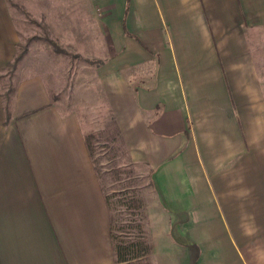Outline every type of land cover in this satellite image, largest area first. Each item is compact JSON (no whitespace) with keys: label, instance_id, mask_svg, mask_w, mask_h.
Instances as JSON below:
<instances>
[{"label":"crops","instance_id":"0c3cea01","mask_svg":"<svg viewBox=\"0 0 264 264\" xmlns=\"http://www.w3.org/2000/svg\"><path fill=\"white\" fill-rule=\"evenodd\" d=\"M89 6L114 135L150 171V264H264V0ZM18 37L0 0V264H118L88 132L9 65Z\"/></svg>","mask_w":264,"mask_h":264},{"label":"rangeland","instance_id":"374dc122","mask_svg":"<svg viewBox=\"0 0 264 264\" xmlns=\"http://www.w3.org/2000/svg\"><path fill=\"white\" fill-rule=\"evenodd\" d=\"M92 1L10 0L19 34L16 50L22 54L18 74L42 75L58 106L75 109L86 131L95 134L92 153L100 170L104 192L113 193L124 185L136 184L143 195L149 194L148 168L136 166L126 153H114L111 147L114 145L111 141L115 131L114 115L110 114L101 80L109 52L105 48L103 31L93 22L97 13L89 6ZM124 20L123 28L126 27ZM11 77L12 74L8 78ZM129 166L134 169L130 183L128 179L111 181L116 168L126 170ZM147 263L150 264L149 258Z\"/></svg>","mask_w":264,"mask_h":264},{"label":"trees","instance_id":"16d2710c","mask_svg":"<svg viewBox=\"0 0 264 264\" xmlns=\"http://www.w3.org/2000/svg\"><path fill=\"white\" fill-rule=\"evenodd\" d=\"M124 30L125 34L133 35L130 34L131 32H129L126 27H124ZM21 55V53L16 52L14 60L9 65L12 67L14 66L13 64H17ZM113 136L111 140L114 142V145H111L114 150L113 152L117 153V151H121L124 155L125 147L116 139L115 135ZM94 139H96V136L92 132L85 134L88 152L100 179V170L96 166V159L92 153L94 149L91 143ZM133 175L134 169L131 166L126 170L125 168H116L112 176L113 180L111 179V181L120 182L123 179H128L127 182L130 183L131 180L129 181V179L133 177ZM149 183L152 184L150 177ZM122 187L117 191L113 190L116 191L113 193L104 192L106 205L110 210V225L108 231L113 247L114 261L118 264H148L147 259L149 254L153 251V243L151 242L152 236L146 212L145 195L141 193L139 186L136 184H127ZM103 190L105 191L104 187Z\"/></svg>","mask_w":264,"mask_h":264}]
</instances>
